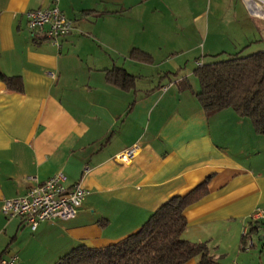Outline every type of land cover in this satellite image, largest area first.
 <instances>
[{"label":"crops","instance_id":"crops-1","mask_svg":"<svg viewBox=\"0 0 264 264\" xmlns=\"http://www.w3.org/2000/svg\"><path fill=\"white\" fill-rule=\"evenodd\" d=\"M52 2L0 0V73L19 87L0 79L2 255L53 264L188 194L184 239L206 241L217 264H264V246L241 242L264 207V134L231 108L205 111L194 74L198 59L264 51V18L244 0H57L73 28L55 46L26 25L27 11ZM134 144L129 162L115 159ZM59 172L87 190L73 218L26 230L2 213L5 199ZM262 233L256 223L252 235Z\"/></svg>","mask_w":264,"mask_h":264},{"label":"trees","instance_id":"trees-1","mask_svg":"<svg viewBox=\"0 0 264 264\" xmlns=\"http://www.w3.org/2000/svg\"><path fill=\"white\" fill-rule=\"evenodd\" d=\"M196 62V96L203 109L210 113L231 108L239 117L250 120L256 133L264 134V51ZM0 79L9 88H19L17 77L0 73ZM191 202L188 194L173 196L124 238L101 247L77 245L53 264H185L191 260L195 264H217L206 241L192 242L182 236L187 225L183 213ZM259 222L264 221L249 220L242 243L248 244L246 238Z\"/></svg>","mask_w":264,"mask_h":264},{"label":"built area","instance_id":"built-area-1","mask_svg":"<svg viewBox=\"0 0 264 264\" xmlns=\"http://www.w3.org/2000/svg\"><path fill=\"white\" fill-rule=\"evenodd\" d=\"M251 13L264 18V0H244ZM27 29L30 32L39 30L51 44L59 46L60 38L72 30V22L67 19L53 0L51 6L26 12ZM198 65L200 62H196ZM136 144L115 156L120 162H129L136 154ZM65 176L59 172L43 182L31 186L23 195L5 199L1 206L2 213L8 217H21L31 230H35L42 221L54 219L68 220L73 218L87 190L80 184L71 187L64 185ZM250 222L264 221V207H257L249 218ZM248 229L244 228L243 235ZM251 240L247 246H250ZM16 255L3 256L0 251V264H15Z\"/></svg>","mask_w":264,"mask_h":264},{"label":"rangeland","instance_id":"rangeland-1","mask_svg":"<svg viewBox=\"0 0 264 264\" xmlns=\"http://www.w3.org/2000/svg\"><path fill=\"white\" fill-rule=\"evenodd\" d=\"M165 36H167V35H165ZM195 80L197 81V79L195 78ZM30 227L28 226V225H26L25 226V229L27 230V229H29ZM248 237H250L253 241H255V243H259L257 246H258V248H260L261 246H264V244H262V243H264V242H262V241H264V233H262L261 234V236H260V239H257L256 238V236H254V235H252V233H250L249 235H248ZM252 246H248L247 248H251Z\"/></svg>","mask_w":264,"mask_h":264},{"label":"bare ground","instance_id":"bare-ground-1","mask_svg":"<svg viewBox=\"0 0 264 264\" xmlns=\"http://www.w3.org/2000/svg\"><path fill=\"white\" fill-rule=\"evenodd\" d=\"M51 6V5H50ZM47 7H49V6H47ZM44 8V7H43ZM38 9H40V8H38ZM63 13V12H62ZM65 16V15H64ZM66 17V16H65ZM67 18V17H66ZM67 19H69V18H67ZM70 20V19H69ZM71 21V20H70ZM72 22V21H71ZM72 28H73V22H72Z\"/></svg>","mask_w":264,"mask_h":264}]
</instances>
